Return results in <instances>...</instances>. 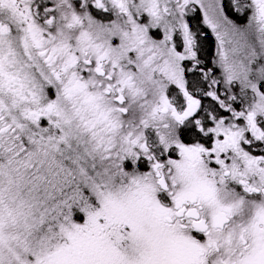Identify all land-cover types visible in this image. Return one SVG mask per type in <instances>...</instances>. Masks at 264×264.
<instances>
[{
	"label": "snow or ice",
	"instance_id": "6c2138e0",
	"mask_svg": "<svg viewBox=\"0 0 264 264\" xmlns=\"http://www.w3.org/2000/svg\"><path fill=\"white\" fill-rule=\"evenodd\" d=\"M0 264H264V0H0Z\"/></svg>",
	"mask_w": 264,
	"mask_h": 264
}]
</instances>
